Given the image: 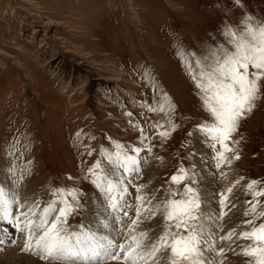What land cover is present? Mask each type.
Masks as SVG:
<instances>
[{
  "label": "rangeland",
  "instance_id": "1",
  "mask_svg": "<svg viewBox=\"0 0 264 264\" xmlns=\"http://www.w3.org/2000/svg\"><path fill=\"white\" fill-rule=\"evenodd\" d=\"M244 15L264 20V0H0V169L15 180L13 198L19 205L12 206L14 213L22 205L23 185L28 205L39 203L37 211L53 199L54 190L75 191L78 207L74 205L67 226L80 230L95 195L103 204L89 169L99 165L96 172L112 177L106 157L135 156L132 149L137 148L139 157L144 153L149 160L139 161V179L149 169L155 173L158 236L165 228L163 202L179 200L184 193L183 182L170 179L180 168L199 197V230L203 198L192 131L210 117L189 76V57L179 53L226 46L225 26L239 27ZM160 132L168 134L161 137ZM233 135L229 143L235 152L230 155L239 157L232 159V169L240 216L231 236L237 240L236 264H247L241 248L248 241L239 233L247 230L244 212L252 200L247 184L258 181L264 188V95ZM65 199L73 202L71 195ZM260 200L264 203V197ZM218 206L216 214L224 205ZM219 216L214 224L220 225ZM2 222L1 259L4 252L18 249L19 257L35 261L25 264H55L23 252L21 231L13 229V240H18L13 243ZM219 244L217 251L223 247ZM116 263L122 261L104 262Z\"/></svg>",
  "mask_w": 264,
  "mask_h": 264
},
{
  "label": "snow or ice",
  "instance_id": "2",
  "mask_svg": "<svg viewBox=\"0 0 264 264\" xmlns=\"http://www.w3.org/2000/svg\"><path fill=\"white\" fill-rule=\"evenodd\" d=\"M222 35L226 46L217 45L207 53H188L187 50L179 53L181 57H189V76L198 90L202 107L210 117V122L206 121L198 125V128L211 141L217 166L229 159L225 153L235 152L229 143L234 140L233 134L237 132L241 120L256 107V101L264 95V20H254L244 15L239 27L226 25ZM168 107L174 110L170 100ZM160 110L163 111V107ZM149 111L153 109L149 108ZM167 134L159 133L161 137ZM143 139L141 129V142ZM132 151L136 153L135 156H122L120 153L116 156L117 166L123 168L125 174L130 168L139 170L141 150L133 148ZM238 158L235 154L231 156V159ZM106 159L111 166V158ZM98 167L94 165L89 169L94 177L92 183L104 196L107 208L115 212L121 208L127 188L122 186L121 180L115 178V173L110 178L102 171L96 172ZM170 179L172 183L183 182L184 193L179 200L165 199V228L150 244L145 243L146 233L135 234V226L140 222L142 209L146 217L155 216L159 209L154 211L145 206L139 187L136 219H132L128 225L129 231L121 243L91 227L85 230L83 225L78 231L68 230L67 218L74 211V205L78 207L79 194L75 191L56 189L52 192L53 199L42 210L37 211L40 205L34 203L20 205L14 213L12 206L19 205V201L10 199L5 190L0 188V221L25 233L21 249L23 252L55 264H104L106 260L122 261V264H165V258L166 264H213L204 259L201 232L196 224L200 201L196 191L186 182L189 179L186 170L178 169ZM258 184V181H250L246 186L252 200L246 202L249 207L244 212L245 217H248L244 221L247 230L239 233L240 239L248 241L241 248L247 264H264V203L260 200L264 197V188ZM67 195L72 196V203L65 199ZM224 201L222 194V206ZM25 206L27 211H20ZM123 214L128 215L126 211ZM221 215H224L223 210ZM100 227L107 229L109 225L102 221ZM172 227L176 231H170ZM233 234L234 231L221 239L230 238ZM3 242L0 240V244ZM223 253L224 249H220L217 254L222 256Z\"/></svg>",
  "mask_w": 264,
  "mask_h": 264
},
{
  "label": "bare ground",
  "instance_id": "3",
  "mask_svg": "<svg viewBox=\"0 0 264 264\" xmlns=\"http://www.w3.org/2000/svg\"><path fill=\"white\" fill-rule=\"evenodd\" d=\"M192 135L194 138V158L198 167V179L201 190L200 193H202L201 195L203 198L201 208L203 214V221L199 228V231L201 232V245L204 248V259L206 261L213 262V264H236V261L239 259V255L235 251L236 247L233 246L237 241L236 238H233V236L226 239L219 238L227 237L228 234L232 232L234 228L233 225L240 216L238 210L240 201L237 198V193L239 189L238 181L237 178L234 176L232 169V167L234 166V162L231 159L230 153H225V156L229 159L225 162L220 163L219 166H217V160L215 159L216 153L210 146L211 141L208 140L205 134H203L198 127L192 131ZM139 161H141L142 164L149 163V160L147 159V156L144 153L139 157ZM111 168L113 171L112 173H115V178L121 180L122 186L126 187L128 191H130V193L128 192L129 194L124 196L123 201L121 202V208L115 212L107 208L106 201L101 193L99 194V197H97L101 199L105 207L103 204H99V201L96 199V195L95 197L93 196L95 199H93L90 203L88 202L89 211L85 214L86 218L84 222V229L87 230L89 227H91L94 231L102 232L104 235L109 236L115 242L121 243L125 240L126 234L129 231L128 225L131 223L132 219H136V183H143V186H141L140 188L139 194L144 198L145 206L151 207L154 211H157L155 198L156 196L154 194L153 189V176L155 175V173L152 171L153 169H149L143 175L142 179H139L141 178L139 177V174L136 172V170H133L131 168L129 169L128 173L125 174L123 168L117 166L116 160H112ZM2 175L3 177L0 178V188L7 186V191H5L7 196L10 199H14L13 196L15 197L16 194L13 192L15 180L13 181L12 179L14 178L6 176V174H4V172L0 169V176ZM24 182L25 181L20 180L21 185L24 184ZM228 189H231V191H228ZM28 193L29 192L24 188L23 185L20 199L22 205L25 203L26 205H28V202L30 201ZM222 194L225 197V201L224 206L219 210H223L224 215L219 216L221 212L218 214H216V212H218L217 206L221 204ZM22 211H24L23 208ZM125 211L128 213L127 216H124L123 214ZM159 211L160 210L157 211V214L155 216L146 217L142 209L140 222L135 226L136 235H139L141 232L147 234V239L145 240L146 244L148 243V241L150 244L151 242L155 241L158 237V233L156 232L157 227L154 228V226L157 225L158 220L161 217L160 214L158 215ZM217 215L221 217L220 225H217V223L214 224V221L217 219ZM21 219L23 218L21 217ZM102 221H106L108 223L109 227L107 229H103L100 227V222ZM1 225L4 227L7 233H9L11 240L15 241L13 240V229H15V227L5 222H2ZM215 232H220L221 235L216 237ZM22 233L23 232L21 231V236L19 237V240H21L20 242L23 246L22 240L25 239V235H23ZM227 239L228 244L226 242ZM217 240L219 242H222L220 244L216 243ZM218 244L219 246L223 244V247H221V249H224V253L222 256H217V252L219 251H217L215 248ZM215 250L216 252H214ZM215 256H217L215 258L216 260L214 259ZM14 260L20 261L22 262V264H25L26 260L34 261L29 258L19 257L18 249H13L3 253L1 262L2 264H10L11 262V264H13Z\"/></svg>",
  "mask_w": 264,
  "mask_h": 264
}]
</instances>
